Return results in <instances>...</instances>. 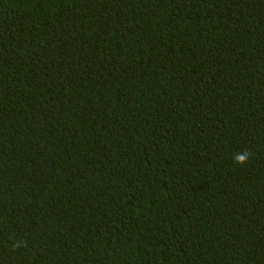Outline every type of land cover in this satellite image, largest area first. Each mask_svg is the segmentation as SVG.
Masks as SVG:
<instances>
[{
    "label": "trees",
    "instance_id": "1",
    "mask_svg": "<svg viewBox=\"0 0 264 264\" xmlns=\"http://www.w3.org/2000/svg\"><path fill=\"white\" fill-rule=\"evenodd\" d=\"M0 264H264V0H0Z\"/></svg>",
    "mask_w": 264,
    "mask_h": 264
},
{
    "label": "clouds",
    "instance_id": "2",
    "mask_svg": "<svg viewBox=\"0 0 264 264\" xmlns=\"http://www.w3.org/2000/svg\"><path fill=\"white\" fill-rule=\"evenodd\" d=\"M250 157H251V153L245 151V152L235 154L234 161L236 164L243 166L247 164Z\"/></svg>",
    "mask_w": 264,
    "mask_h": 264
}]
</instances>
